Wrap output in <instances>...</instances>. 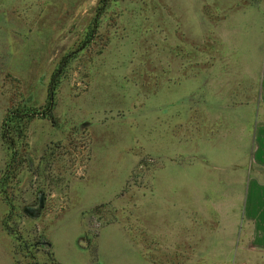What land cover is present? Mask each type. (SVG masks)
Listing matches in <instances>:
<instances>
[{"label":"rangeland","instance_id":"374dc122","mask_svg":"<svg viewBox=\"0 0 264 264\" xmlns=\"http://www.w3.org/2000/svg\"><path fill=\"white\" fill-rule=\"evenodd\" d=\"M258 178L264 0H0V264H264Z\"/></svg>","mask_w":264,"mask_h":264},{"label":"crops","instance_id":"0c3cea01","mask_svg":"<svg viewBox=\"0 0 264 264\" xmlns=\"http://www.w3.org/2000/svg\"><path fill=\"white\" fill-rule=\"evenodd\" d=\"M231 118H233V117H231ZM237 118L238 117L236 116L235 119H237ZM222 131H223L224 135H227V134H231V135L244 134V135H246V134H252L253 130L246 125L242 130L239 127L236 126V127H232V128L231 127L230 128L225 127V128H223ZM214 133L218 134L219 131L215 130ZM231 164H233V163H231ZM238 164H239V162L237 160L236 165L238 166ZM261 164L263 165V163H261ZM236 178H239V177L237 176ZM256 181L259 184L260 188L264 189V178L263 179H259L258 178V179H256Z\"/></svg>","mask_w":264,"mask_h":264},{"label":"trees","instance_id":"16d2710c","mask_svg":"<svg viewBox=\"0 0 264 264\" xmlns=\"http://www.w3.org/2000/svg\"><path fill=\"white\" fill-rule=\"evenodd\" d=\"M50 99H52V97L51 96H49V102H50ZM50 109V108H49ZM50 114V113H49ZM13 117L14 116H12V115H9V121H11L12 122V120H13ZM7 118H8V116H7ZM5 121H8V119H5ZM3 125H4V123H3ZM20 124H14V123H9V124H7V125H4L3 127H5V130L2 132V135L3 136H6V139H7V141H8V145H10V144H13L14 143V136L12 137L11 136V133H10V130H12V128H17L18 129V126H19ZM22 126V125H21ZM22 135H23V133H22ZM14 153V152H13Z\"/></svg>","mask_w":264,"mask_h":264}]
</instances>
